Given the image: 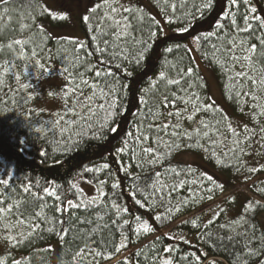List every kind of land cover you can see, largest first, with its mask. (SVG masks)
<instances>
[{
	"label": "trees",
	"instance_id": "trees-1",
	"mask_svg": "<svg viewBox=\"0 0 264 264\" xmlns=\"http://www.w3.org/2000/svg\"><path fill=\"white\" fill-rule=\"evenodd\" d=\"M147 1L116 13L92 0L80 36L57 38L42 0H0L3 264H54L53 243L58 264H264V0ZM189 46L240 121L211 102ZM50 69L89 98L81 113L35 107L29 77ZM241 184L249 197L215 204Z\"/></svg>",
	"mask_w": 264,
	"mask_h": 264
},
{
	"label": "rangeland",
	"instance_id": "rangeland-1",
	"mask_svg": "<svg viewBox=\"0 0 264 264\" xmlns=\"http://www.w3.org/2000/svg\"><path fill=\"white\" fill-rule=\"evenodd\" d=\"M44 5L51 13V19L60 21L57 23L59 26L47 25V30L52 36L57 38H72L76 33L80 36V32L76 29L78 23V17L80 15L87 16L89 11L93 8L92 0H42ZM141 3L144 6L152 7L147 0H109L108 7L111 11L116 13L124 12L125 10L134 8L135 5ZM154 17L159 21V24L163 28L165 33L170 31L169 26L165 23L157 11L153 8ZM66 15V19L54 18L59 15ZM167 27H166V26ZM189 50L192 54L195 69L201 75L208 86V92L211 102L219 108L229 119L240 121L234 114L232 107L225 101L222 96L221 89L217 76L213 69L207 66L200 57L195 53L194 49L189 46ZM29 81L35 89L36 102L35 107L45 114L49 115H74L81 113L84 108V103L89 102V98H80L76 92L68 88L66 78L58 69H50V72L46 76H37L32 74L29 77ZM256 144V150L253 152V156L257 159L253 164L254 167L259 165L264 169V136ZM177 161H181L187 164L200 166L208 170V165L202 156L182 153L177 156ZM239 194V200H243L251 195L248 184H241L226 192L222 197L215 201V204L222 203L223 201L234 199L236 194ZM264 224V216L261 219ZM53 250V263L58 264V245L51 244ZM2 246H0V251ZM120 259H116L108 264H116Z\"/></svg>",
	"mask_w": 264,
	"mask_h": 264
},
{
	"label": "snow or ice",
	"instance_id": "snow-or-ice-1",
	"mask_svg": "<svg viewBox=\"0 0 264 264\" xmlns=\"http://www.w3.org/2000/svg\"><path fill=\"white\" fill-rule=\"evenodd\" d=\"M4 2L6 3L7 0H4ZM245 2H247V0H245ZM231 5H232L233 7H235V6L237 5V0H231ZM207 6H211V4L209 3ZM226 6H227V2H226ZM113 10L115 11V9H113ZM4 11L7 12V9L5 8ZM93 11H95V9H93ZM127 11H130V9L127 10ZM251 11H252V12H255L256 9H255V8H252ZM229 15H230V14L226 13V14H225V18H228ZM54 18H58V19H66L67 16L61 14V15H59V16H55ZM88 19H89V18H88L87 16L84 17V20H88ZM256 19L260 22L261 25H264V19H261L260 17H256ZM231 22H232V24H235V23H236V21H235L234 18H232V21H231ZM197 39H199V37H197ZM262 42H264V41H262ZM14 43L17 44V45H20L21 47H23V45H24L25 43H27V41L16 40V41H14ZM8 47L11 48V47H12V44H9ZM167 50H168V51H171V48H169V49H167ZM254 50H255V49H254V47H253V51H254ZM32 55H33V56L36 55L35 51H33ZM41 67H43V66L41 65ZM109 74H110V73H109ZM96 75L99 76V75H100V72H96ZM161 75H163V73H161ZM16 78L19 79L18 76H17ZM175 82H176V81H169V83H175ZM177 115H179V113H177ZM189 119H191V117H189ZM121 151H122V149H121ZM148 151L151 152L152 150H151V149H148ZM103 167H104V168H108L109 166H108L107 164H104ZM89 170L91 171V169H89ZM249 171H250V172H255V171H257V169H256V168H251V169H249ZM209 179H211V177H209ZM4 183L6 184L7 181H4ZM73 187H75V185H73ZM113 187H117V185H116V184H113ZM25 190L27 191L28 189H25ZM46 191H48V190H46ZM49 194H50V195H53V196L56 195L55 191H50ZM57 199H59V197H57ZM69 203H71V201H69ZM249 207L251 208V205H249ZM155 219L159 220L160 217L157 216ZM192 223H193V225H195V224H196V221L193 220ZM142 227L144 228V231H145V232H147V231H151V229L148 227V225H147L146 223L143 224ZM0 264H3V261H0ZM164 264H171V261L166 260V261H164Z\"/></svg>",
	"mask_w": 264,
	"mask_h": 264
},
{
	"label": "built area",
	"instance_id": "built-area-1",
	"mask_svg": "<svg viewBox=\"0 0 264 264\" xmlns=\"http://www.w3.org/2000/svg\"><path fill=\"white\" fill-rule=\"evenodd\" d=\"M263 226H264V224H263Z\"/></svg>",
	"mask_w": 264,
	"mask_h": 264
}]
</instances>
